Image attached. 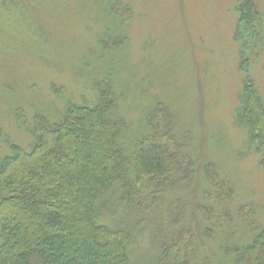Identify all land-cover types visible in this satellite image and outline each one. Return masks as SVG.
I'll return each instance as SVG.
<instances>
[{
    "label": "rangeland",
    "instance_id": "obj_1",
    "mask_svg": "<svg viewBox=\"0 0 264 264\" xmlns=\"http://www.w3.org/2000/svg\"><path fill=\"white\" fill-rule=\"evenodd\" d=\"M247 2L253 45L243 41ZM104 81L118 99L127 151L150 136L154 107L171 111L179 156L195 175L154 208L185 202L196 263L232 264L264 234V149L243 121L249 89L264 111V0H0V127L11 139L32 142L21 115L29 126L38 113L59 119L71 103L94 102ZM209 166L232 186L229 203L206 198ZM166 218L151 216L131 250L135 264H154Z\"/></svg>",
    "mask_w": 264,
    "mask_h": 264
},
{
    "label": "trees",
    "instance_id": "obj_2",
    "mask_svg": "<svg viewBox=\"0 0 264 264\" xmlns=\"http://www.w3.org/2000/svg\"><path fill=\"white\" fill-rule=\"evenodd\" d=\"M254 11L250 2L241 6L243 41L252 45ZM95 90L94 102L71 103L59 119L38 113L29 126L18 117L30 128L29 145L0 127V264H135L131 250L159 213L167 218L154 264H197L186 203L175 201L166 212L154 208L195 175L191 161L186 165L179 156L171 111L162 103L154 107L150 136L127 151L113 87L104 81ZM246 98L243 121L260 151L264 111L253 90ZM206 170L212 189L206 198L220 205L232 201L230 183L220 181L212 166ZM199 210L212 218L211 208ZM211 231L205 230L206 239ZM232 258V264H264V234Z\"/></svg>",
    "mask_w": 264,
    "mask_h": 264
}]
</instances>
